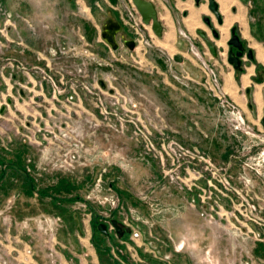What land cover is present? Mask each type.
Returning a JSON list of instances; mask_svg holds the SVG:
<instances>
[{
	"label": "rangeland",
	"instance_id": "rangeland-1",
	"mask_svg": "<svg viewBox=\"0 0 264 264\" xmlns=\"http://www.w3.org/2000/svg\"><path fill=\"white\" fill-rule=\"evenodd\" d=\"M152 1L161 38L134 27L131 0H0V245L30 246L37 264H264V81L225 84L220 65L234 26L264 53V0H218L223 24L207 0ZM107 11L135 51L101 39ZM198 28L218 47L216 81L180 33L209 52ZM57 158L70 166H34ZM100 173L121 234L100 232L92 208L88 244L75 202Z\"/></svg>",
	"mask_w": 264,
	"mask_h": 264
},
{
	"label": "built area",
	"instance_id": "built-area-1",
	"mask_svg": "<svg viewBox=\"0 0 264 264\" xmlns=\"http://www.w3.org/2000/svg\"><path fill=\"white\" fill-rule=\"evenodd\" d=\"M152 1V0H151ZM153 2V1H152ZM133 4V3H132ZM131 4V7L133 9V14L132 15V20H133V24L134 27L137 28V26L139 24H142L141 21V16L138 13L137 9L135 8V6H133ZM135 33H139L138 31H135ZM181 34H183L186 38H188V42H189V50L193 53V55L195 56V58L199 61L201 68H204L205 70L209 71V74L213 75L211 77H213V80L216 81V77L213 73V71L208 68L207 65V58H209V52L205 51H200L199 49H197L195 47V45L193 44V42L191 41V38L189 36H187L185 33L180 32ZM136 43V39L134 37H132ZM136 47L134 48L133 51H135ZM33 165L31 163L28 162L26 163L25 167L27 168L28 171H30V168ZM34 166L37 169H40L38 167H41V171H46L47 168L50 169H54V168H60V167H68L70 166L68 160L64 159L61 160L59 158H57L56 161L48 163V164H44L42 166H36L34 164ZM41 171H38L39 173H41ZM105 171V169L103 170ZM34 179V178H33ZM118 198L115 195V193L112 191V189L110 188V186H106L105 182L103 180L102 174L100 173L99 176L97 178H95L93 184L91 185V187L83 194L82 197H80L76 202V207L75 210H78V212H80V214L84 215L83 218V223H84V229H85V233L87 234V240L86 242L88 244H91L90 242V231H91V222L92 220V208H95V221L99 224H104L105 228L107 230L108 233H115L116 235L118 234L116 231V225L114 224V220H112L111 216H110V210L111 209H115L118 206ZM112 212V210H111ZM112 215V214H111ZM133 219H137V217H132V219L126 217L123 220V223L125 226H128L131 228V221ZM60 222V218L54 216L53 218L51 217H45L44 218V223H41V228L43 230H45L46 228L49 229L50 231L54 232V228L53 225H57V223ZM18 225V224H17ZM134 236H137L136 231L134 230L133 232ZM49 241H53V236H51V238L49 239ZM55 244V243H54ZM53 244V245H54ZM53 246H50L49 249L50 251H53L52 249ZM10 248L9 252L6 253H1V251L4 249ZM112 255L114 258L118 259L117 254L115 253L114 250H111ZM53 252L50 254V256L48 257V263L47 264H61V262H58L56 260V258L52 257ZM34 252L32 250V248L26 244H24L22 247H20V245H11L9 246V244H6L5 246L0 245V264H37V262L34 259Z\"/></svg>",
	"mask_w": 264,
	"mask_h": 264
},
{
	"label": "water",
	"instance_id": "water-1",
	"mask_svg": "<svg viewBox=\"0 0 264 264\" xmlns=\"http://www.w3.org/2000/svg\"><path fill=\"white\" fill-rule=\"evenodd\" d=\"M135 8L137 9L138 13L141 16V21L144 25L150 26L154 36L160 38L163 35V29L164 26L159 18L158 10L154 2L151 0H131ZM195 2H198L199 0H194ZM207 6L208 9L215 15L216 20L218 24L223 23V18L219 11V5L216 0H207ZM206 24H210V18L207 16L203 17ZM211 33L214 38H219V33L216 29L213 27H210ZM197 35H199L202 40L205 42L206 47L209 51V54L214 58H219V50L216 44L208 37L206 32L202 29H196ZM100 37L101 39L113 50L116 51L121 41L123 45L129 49L130 51H133L136 47V43L133 38H128L125 34V32L122 31L121 24L114 20L113 17L110 14L105 15L101 19L100 24ZM227 45L230 47L236 48V51H234L232 48H229L227 50V62L233 66L235 71H239L243 69V65L245 63V58L249 60L254 59L253 50L248 48L246 52V57L243 55L244 46L240 37L239 31L236 30V27L230 28V37L227 40ZM174 61L176 62H182L183 58L180 55H174L173 56ZM99 84L102 88L106 89V85L102 80H99ZM110 92L113 90L110 89ZM251 88H246L245 95L247 98V106L250 110H253L252 103H251ZM10 102V100H8ZM262 126L264 127V117L260 120ZM116 225V231L120 235L121 234V228L120 226L114 222ZM97 229L102 232L103 234H106V228L104 224H98Z\"/></svg>",
	"mask_w": 264,
	"mask_h": 264
},
{
	"label": "crops",
	"instance_id": "crops-1",
	"mask_svg": "<svg viewBox=\"0 0 264 264\" xmlns=\"http://www.w3.org/2000/svg\"><path fill=\"white\" fill-rule=\"evenodd\" d=\"M180 1H184V0H180ZM217 1V3H218V5H220L219 4V2H218V0H216ZM157 7V6H156ZM158 10V9H157ZM219 11H220V6H219ZM107 14H110L112 17H113V19L114 20H116V21H118L120 24H121V22H120V20H118L117 18H115L113 15H112V13L111 12H109V11H107L106 13H105V15H107ZM158 15H159V12H158ZM159 18H160V20H161V17L159 16ZM224 20V19H223ZM162 22V21H161ZM223 23H224V21H223ZM222 23V24H223ZM162 24H163V22H162ZM121 26H122V24H121ZM163 26H164V24H163ZM122 31L123 32H125V34H126V36L128 37V38H132V36H130L128 33H127V31L123 28V26H122ZM163 33H164V29H163ZM239 33H240V31H239ZM162 37H163V35H162ZM240 37H241V39H242V36H241V33H240ZM161 38V37H160ZM216 39V38H215ZM228 40V39H227ZM226 40V41H227ZM247 46L250 48V49H252L253 50V53H254V58H255V60H256V62L257 63H259V64H261V65H264V63L263 62H261L260 63V61L261 60H264V53H259L257 50H256V48H255V45L253 46V45H250V44H247ZM175 55H177V54H175ZM182 57V56H181ZM258 57H259V59H261L260 61H258ZM183 58V57H182ZM226 58H227V53H226ZM217 60V59H216ZM185 62V60L183 59V61L182 62H178V63H184ZM226 62H227V59H226ZM231 67V69H229L228 67V65ZM227 64H225L224 63V61L223 60H221L220 61V65L222 66V71L225 73V75H226V82H225V84H231V77H233L234 78V80H235V82H236V84H237V86H241L242 85V82H243V79H244V77H248L250 80H251V77L253 76V75H255L254 74V72H255V70H256V66L254 65V64H251L250 63V66H248L247 67V71L245 72V73H243V72H240V73H236V71H235V69L233 68V66L231 65V64H229L228 62H227ZM247 64V63H246ZM259 83H261V82H259ZM246 88H249L248 86H245L244 87V90H243V93H244V96L246 97V95H245V90H246ZM251 103H252V100L254 99L253 98V94H254V92H253V89H252V87H251ZM246 100H247V98H246ZM247 102L248 101H246V106H247ZM252 107H253V104H252ZM247 108H248V106H247ZM255 111H256V109H255ZM262 117H264V116H262ZM261 117V118H262ZM261 120V119H260ZM261 123V122H260ZM262 125V124H261Z\"/></svg>",
	"mask_w": 264,
	"mask_h": 264
},
{
	"label": "flooded vegetation",
	"instance_id": "flooded-vegetation-1",
	"mask_svg": "<svg viewBox=\"0 0 264 264\" xmlns=\"http://www.w3.org/2000/svg\"><path fill=\"white\" fill-rule=\"evenodd\" d=\"M203 21H204V19H203ZM205 22V21H204ZM206 23V22H205ZM208 26H209V28L210 27H213V23H212V20L210 19V24H207ZM242 40V39H241ZM242 43H243V46H244V50H243V55H244V57H246V52H247V50H248V46H247V44H245L244 42H243V40H242ZM220 45H221V47H223V44L222 43H220ZM228 46V45H227ZM229 48H232L234 51H236V48H234V47H230V46H228V49ZM253 55H254V53H253ZM246 60H249V59H247V58H245ZM245 60V61H246ZM255 62V58L253 59V60H249V63H254ZM245 64V63H244ZM241 72V71H240ZM239 72V73H240ZM238 74V73H237ZM253 80H256L257 82H263L264 81V73L263 72H261L260 70H257V67H256V70H255V77H253Z\"/></svg>",
	"mask_w": 264,
	"mask_h": 264
},
{
	"label": "trees",
	"instance_id": "trees-1",
	"mask_svg": "<svg viewBox=\"0 0 264 264\" xmlns=\"http://www.w3.org/2000/svg\"><path fill=\"white\" fill-rule=\"evenodd\" d=\"M241 70H239V71H236V73H239Z\"/></svg>",
	"mask_w": 264,
	"mask_h": 264
}]
</instances>
